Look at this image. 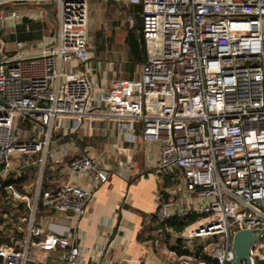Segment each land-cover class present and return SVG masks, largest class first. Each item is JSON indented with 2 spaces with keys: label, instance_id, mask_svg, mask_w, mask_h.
<instances>
[{
  "label": "built area",
  "instance_id": "built-area-1",
  "mask_svg": "<svg viewBox=\"0 0 264 264\" xmlns=\"http://www.w3.org/2000/svg\"><path fill=\"white\" fill-rule=\"evenodd\" d=\"M114 1L137 8L139 77L105 88V73L95 80L88 0H54V45L17 41L12 55L0 48V264H81L79 224L110 170L83 153L55 186L43 188L42 174L63 163L51 144L65 121L80 127L92 115L138 121L143 140L160 143L159 169L182 171L183 199L161 196L156 213L172 264H232L233 235L244 230L260 235L249 264H264V0ZM3 15L13 27L29 16ZM44 17L38 7L34 18ZM23 117L36 123L32 138L14 129ZM34 165L39 176L21 185ZM76 175L87 184L74 183ZM58 215L75 220L59 225ZM173 218L190 222L177 231Z\"/></svg>",
  "mask_w": 264,
  "mask_h": 264
},
{
  "label": "crops",
  "instance_id": "crops-1",
  "mask_svg": "<svg viewBox=\"0 0 264 264\" xmlns=\"http://www.w3.org/2000/svg\"><path fill=\"white\" fill-rule=\"evenodd\" d=\"M94 1L96 0H88L89 11ZM102 1L127 5L124 8L128 17L137 12L135 6L126 2ZM14 4L6 11H27L29 14L22 17L19 24L26 19L47 25L41 39L21 42H25L27 48L33 50L54 45L58 30L56 8L53 11L56 21L54 26L48 20L46 11L43 19L34 18L38 12L37 5ZM134 9L135 12L131 13L130 10ZM19 24L13 27L8 22L3 23L0 38L9 55L14 53L16 42L20 40L10 41L8 38L15 33ZM47 31L53 33L46 35ZM9 45L13 48L9 49ZM92 51L93 54L96 53L95 48ZM97 61L92 56L90 66L98 82L106 72L101 74ZM28 135L34 136L33 133ZM58 138L61 140L52 143L51 150L62 156L63 163L55 172H52L51 162L47 164L42 174L43 188L53 187L61 178L68 177L67 166L83 153L99 158L110 170L108 182L97 188L79 224L82 231L81 264L94 261H98V264H172L171 257L165 252V245L172 247L173 244H168L167 235L160 231L161 225L156 213L161 196L165 199H183L184 183L179 169L170 173L159 169L160 143L145 142L142 125L138 121H120L103 115L87 117L80 127H76L73 120L65 121L63 128L58 130V135L54 136V139ZM40 170L38 165L30 166L28 171L32 172L34 178L28 179L25 176L21 185L37 178ZM13 177L14 173H10L8 180ZM167 179L178 182L170 185L167 184ZM72 180L81 185L88 182L83 175H76ZM55 220L59 225H71L75 219L73 215H58ZM101 249L105 251L102 257L99 255Z\"/></svg>",
  "mask_w": 264,
  "mask_h": 264
},
{
  "label": "rangeland",
  "instance_id": "rangeland-1",
  "mask_svg": "<svg viewBox=\"0 0 264 264\" xmlns=\"http://www.w3.org/2000/svg\"><path fill=\"white\" fill-rule=\"evenodd\" d=\"M91 4L92 5L89 11L88 44L90 46V51L92 52L91 56L98 59L97 64L101 74L106 72L105 74L107 76V82L103 86L105 88L108 87L110 82L114 79H129L127 76H125L124 71L126 62L128 60L127 45L125 42L126 29L130 28L131 31L134 30V32H136L139 36L138 29L140 18L135 16V22L134 18L128 17L127 11L124 8L127 7V5L123 3L107 4L105 1L96 0ZM118 7L121 9H118ZM112 22L119 24L116 27L115 32L112 30ZM101 29H103L104 35L108 38L112 37L114 42L111 46L106 45L102 52L93 54L92 49L95 48L94 36L96 31ZM52 33V31H47L46 35H51ZM8 47H11L9 49L13 48L10 45ZM134 76H140L139 67L137 68ZM17 127H22L27 130V132L21 136V139H24L26 137L32 138L31 135L29 136L28 134H32V130L37 126L36 123L29 118L23 117L19 122L15 123L14 129Z\"/></svg>",
  "mask_w": 264,
  "mask_h": 264
},
{
  "label": "trees",
  "instance_id": "trees-1",
  "mask_svg": "<svg viewBox=\"0 0 264 264\" xmlns=\"http://www.w3.org/2000/svg\"><path fill=\"white\" fill-rule=\"evenodd\" d=\"M131 13L135 12V9L132 11L130 10ZM112 25V30L115 32L116 27L119 24H116L115 22L111 23ZM47 27L46 24H41L29 20H24L21 24L18 25L15 33L10 34L9 40L10 41H15V40H20V41H36L42 38L43 36V31ZM94 47L96 53H100L105 49L106 45L111 46L114 42V39L112 37L108 38L104 35L103 29L96 31L95 36H94ZM125 42L127 45V55H128V60L125 65V76L128 78H133L134 74L137 71L140 57L141 55H145V51L142 49L141 43H140V38L137 35L134 30H130V28L126 29V37H125ZM167 184H176L178 181L175 183L172 180L167 179ZM23 181H20V184ZM188 220V221H187ZM190 222L189 218H173L169 220V224L175 228L177 231H181L185 225H187ZM167 240L168 244L171 245V242L169 241L170 238L167 235ZM179 244V243H177ZM172 246V245H171Z\"/></svg>",
  "mask_w": 264,
  "mask_h": 264
},
{
  "label": "water",
  "instance_id": "water-1",
  "mask_svg": "<svg viewBox=\"0 0 264 264\" xmlns=\"http://www.w3.org/2000/svg\"><path fill=\"white\" fill-rule=\"evenodd\" d=\"M14 5L15 4L13 2L0 4V33L4 21L8 23L12 21V18L10 16L3 15V13L6 11L8 7H13ZM37 6L45 9L48 20L52 25L56 26V21L54 20L53 17V11L55 9L54 0H51L49 3L39 4ZM1 46H2V41L0 38V48ZM0 103H3V101L0 100ZM260 231L264 232V229H261ZM259 239H260V235H254L253 231L250 230L237 231L232 238V249L235 254V258L232 264H243V261H246V263L249 264L250 250L252 248V245L258 242Z\"/></svg>",
  "mask_w": 264,
  "mask_h": 264
}]
</instances>
